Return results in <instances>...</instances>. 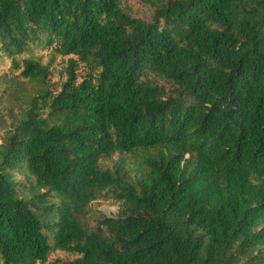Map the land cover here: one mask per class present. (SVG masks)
Returning <instances> with one entry per match:
<instances>
[{"label": "trees", "instance_id": "1", "mask_svg": "<svg viewBox=\"0 0 264 264\" xmlns=\"http://www.w3.org/2000/svg\"><path fill=\"white\" fill-rule=\"evenodd\" d=\"M125 1L0 0V264H264V0Z\"/></svg>", "mask_w": 264, "mask_h": 264}, {"label": "rangeland", "instance_id": "2", "mask_svg": "<svg viewBox=\"0 0 264 264\" xmlns=\"http://www.w3.org/2000/svg\"><path fill=\"white\" fill-rule=\"evenodd\" d=\"M125 6L127 7L128 12L137 18H141L147 21L152 19L153 9L149 5H145L136 0H126ZM3 73V68L0 67V76ZM160 84H163L167 87H170L169 83H166L162 80L159 81ZM18 84L23 86L27 91H30L35 88L34 83L27 80H20ZM7 84H3L0 80V142L3 140L4 135L9 128V126L13 123V120L18 116L19 109L16 105H11L8 99L3 96V91L6 88ZM21 98H18L20 102ZM116 159V156L113 157ZM105 164H109V161L104 162ZM92 209L96 211H100L104 215L110 217L114 216L117 211V205L112 201H99L92 203Z\"/></svg>", "mask_w": 264, "mask_h": 264}]
</instances>
